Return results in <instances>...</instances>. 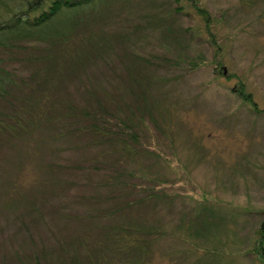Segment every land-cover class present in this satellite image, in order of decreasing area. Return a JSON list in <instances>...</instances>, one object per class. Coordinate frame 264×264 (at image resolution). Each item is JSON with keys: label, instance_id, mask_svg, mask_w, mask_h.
Returning <instances> with one entry per match:
<instances>
[{"label": "rangeland", "instance_id": "1", "mask_svg": "<svg viewBox=\"0 0 264 264\" xmlns=\"http://www.w3.org/2000/svg\"><path fill=\"white\" fill-rule=\"evenodd\" d=\"M90 15L75 52L0 46L17 78L0 99V264H264V0ZM40 91L37 116L18 106ZM98 105L134 122L86 131Z\"/></svg>", "mask_w": 264, "mask_h": 264}, {"label": "trees", "instance_id": "2", "mask_svg": "<svg viewBox=\"0 0 264 264\" xmlns=\"http://www.w3.org/2000/svg\"><path fill=\"white\" fill-rule=\"evenodd\" d=\"M108 0H0V46L5 48H13L15 44L23 40L31 41H43L45 43H51L55 47L64 49L66 53L75 52L78 48L74 47L70 49L69 39L72 37V29L74 25L88 18L91 12L98 10ZM79 53V52H78ZM80 54H78L79 56ZM77 57L71 56L65 57L67 60H76ZM17 78L13 73L2 71L0 69V99H5L12 95L14 90L15 81ZM42 97L41 100L33 104L30 109L23 107L28 104L24 99L21 100L18 106L21 109L28 111L33 116L37 109L36 105H44L47 95L39 92ZM18 99V98H16ZM100 106V107H99ZM103 107L98 105L95 111L84 112V115L89 118L90 125L86 127L87 130H93L102 138L107 137L111 133L108 129L105 131L103 126L110 125L111 123H117L123 126L122 123L132 124L134 122H125L123 117L116 118L115 122H112L116 116L105 115ZM102 113L101 118L99 119ZM109 114V113H108ZM38 119V118H37ZM17 124H21V120L16 121ZM100 123V125H99ZM3 125H6L3 121L0 122V131L5 129ZM15 128V126L13 127ZM102 128V129H101ZM123 130V129H122ZM125 130H123L124 132ZM119 134V132H118ZM117 135V134H116ZM106 139V138H105ZM135 231V229H132ZM259 242L255 248L259 256L264 258V222L260 228ZM133 245L146 249L148 244L143 243L142 239L134 241ZM130 253V250H129Z\"/></svg>", "mask_w": 264, "mask_h": 264}]
</instances>
